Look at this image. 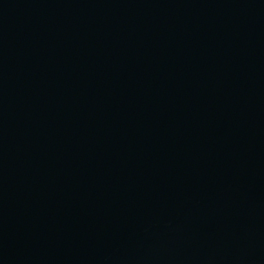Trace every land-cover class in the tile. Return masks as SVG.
Segmentation results:
<instances>
[{
	"label": "water",
	"instance_id": "95a60500",
	"mask_svg": "<svg viewBox=\"0 0 264 264\" xmlns=\"http://www.w3.org/2000/svg\"><path fill=\"white\" fill-rule=\"evenodd\" d=\"M0 264H264V0H0Z\"/></svg>",
	"mask_w": 264,
	"mask_h": 264
}]
</instances>
